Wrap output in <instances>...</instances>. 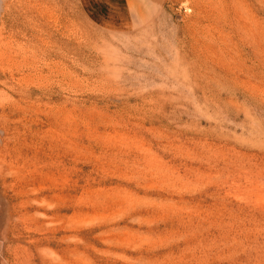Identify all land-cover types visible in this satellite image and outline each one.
Here are the masks:
<instances>
[{"label":"rangeland","instance_id":"1","mask_svg":"<svg viewBox=\"0 0 264 264\" xmlns=\"http://www.w3.org/2000/svg\"><path fill=\"white\" fill-rule=\"evenodd\" d=\"M0 0V264H264V0Z\"/></svg>","mask_w":264,"mask_h":264},{"label":"crops","instance_id":"2","mask_svg":"<svg viewBox=\"0 0 264 264\" xmlns=\"http://www.w3.org/2000/svg\"><path fill=\"white\" fill-rule=\"evenodd\" d=\"M104 10L109 12L108 18L117 26L116 19L122 18L124 23L133 24L138 17V9L141 7L138 0H102Z\"/></svg>","mask_w":264,"mask_h":264}]
</instances>
